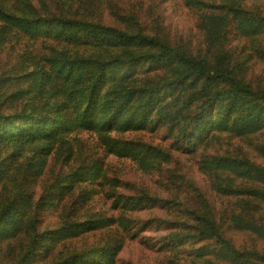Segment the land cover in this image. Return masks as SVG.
<instances>
[{
	"label": "trees",
	"instance_id": "1",
	"mask_svg": "<svg viewBox=\"0 0 264 264\" xmlns=\"http://www.w3.org/2000/svg\"><path fill=\"white\" fill-rule=\"evenodd\" d=\"M184 1L198 20L170 34L130 0L118 23L0 0V264H117L127 238L166 264H264V164L220 149L264 157V0ZM108 156L164 168L161 188L121 191Z\"/></svg>",
	"mask_w": 264,
	"mask_h": 264
},
{
	"label": "rangeland",
	"instance_id": "2",
	"mask_svg": "<svg viewBox=\"0 0 264 264\" xmlns=\"http://www.w3.org/2000/svg\"><path fill=\"white\" fill-rule=\"evenodd\" d=\"M95 10L92 11L95 18L102 19L108 23L121 22L123 17L121 9L125 7L126 0H88ZM205 3L220 4L222 0H201ZM129 10L136 11L140 15L142 22L148 26H161L168 33H188L194 28L195 19L198 20V13L200 9L186 4L184 0H130ZM12 47V44L6 46ZM1 53V50H0ZM257 57H251L249 64L253 65L256 72L264 70V65L258 62ZM128 138L143 137L146 140L158 142L156 136L141 134H130ZM221 150L229 149L235 151L240 149L241 152L253 157L259 163L264 164V157L257 153L252 146L246 141H231L230 144L223 143ZM107 175L118 176L123 183L119 188L123 192L133 191L139 187H145L148 190L159 189L161 186L157 184L158 181L165 180L164 175L166 171L164 168L159 170H145L139 167L136 163L128 159H118L114 156L106 158ZM210 189V184H209ZM211 190V189H210ZM212 191V190H211ZM213 192V191H212ZM213 194L218 197L214 192ZM219 198V197H218ZM103 201H106L102 197ZM109 206V205H107ZM249 237L243 235H235L236 245H250L248 244ZM247 243V244H245ZM261 246L262 244L257 241ZM126 247L120 255L117 264H166L162 261L159 254L149 251L143 246L139 245L137 241L126 239Z\"/></svg>",
	"mask_w": 264,
	"mask_h": 264
}]
</instances>
